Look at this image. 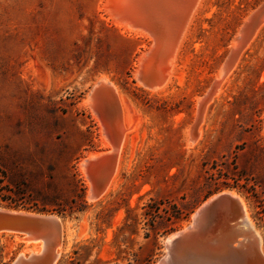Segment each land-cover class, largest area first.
Listing matches in <instances>:
<instances>
[{
	"label": "rangeland",
	"instance_id": "1",
	"mask_svg": "<svg viewBox=\"0 0 264 264\" xmlns=\"http://www.w3.org/2000/svg\"><path fill=\"white\" fill-rule=\"evenodd\" d=\"M112 1L0 0V195L16 201L0 206L69 224L56 264H157L166 239L225 191L244 198L264 243V23L225 80L217 77L264 0H204L159 93L137 77L153 42L115 25ZM104 76L119 119L124 103L134 116V141L119 154L117 188L90 201L81 163L109 150L85 101ZM26 248L3 235L0 264Z\"/></svg>",
	"mask_w": 264,
	"mask_h": 264
},
{
	"label": "bare ground",
	"instance_id": "2",
	"mask_svg": "<svg viewBox=\"0 0 264 264\" xmlns=\"http://www.w3.org/2000/svg\"><path fill=\"white\" fill-rule=\"evenodd\" d=\"M203 2L204 0H113L109 5L110 10L108 11H110V14L113 17L112 21L115 22V25H117L120 29H123V31H127V33L129 32V35L130 33L136 34L140 37H146L150 39L151 42H153L151 48H148L150 54L147 52L141 58V64L139 66L140 69L137 72L139 81L144 84L142 85L140 83L141 86H143V88H145L147 91L152 93L164 92L172 82L178 58L177 53L187 35L191 20L195 17L199 9H201ZM263 23L264 14L261 18L258 28L254 32L246 47L253 40ZM241 28L239 29L238 34L240 33ZM240 45V42L234 40L231 46L232 48H238ZM235 64L228 67L226 73L223 70L220 73L218 72V82L222 83L225 80L227 75L235 67ZM108 80L109 78L107 76L101 78L100 86L97 84L95 89L99 88V90H101L103 93L99 97L96 95V92L93 91L85 103L90 105L91 110H93L95 115L99 117L103 125V140L105 142V149L110 150L112 148V138L114 136L119 137L120 144L116 150V161L109 168L98 170L100 168L98 167L99 165L92 162L99 159L103 155L108 154V152L93 153L89 156V163H86L85 160L81 163V170L89 181L88 199L90 201L103 198L117 188L118 171L121 166L119 154L124 148L131 145V143H133L132 141H134L132 135L135 127V123L133 122L134 119L132 120L134 116L132 117L130 115L128 106L124 103L125 110L120 119L119 109H109L110 107H115L113 105H117V107H119V104L115 100V92L112 90L113 87ZM217 90H219V85L215 89V93ZM102 101L110 105L108 110L103 108L104 104ZM198 103L201 106L202 99H199ZM131 111L133 112L132 108ZM202 119L201 121H203ZM110 120L112 122H110ZM201 121L198 124L197 129L194 132L191 131L190 145L194 144L193 140L199 136ZM108 131L111 137L108 135ZM225 193L232 194L242 203L248 226L259 237L261 248L264 252L263 237L259 233L258 229H256L254 226L255 224L250 217L248 207L243 200L244 198L233 191H225ZM0 209L6 210L2 206H0ZM21 212L29 213L28 211L23 210H21ZM63 223L64 227L66 226V232H69V224L65 223V221H63ZM3 235H12L14 238H16V240L18 239L25 243L27 248L22 254H20L19 258L26 257L27 253H40L42 246L41 242L32 241L27 239V237H23L14 233H1L0 237ZM61 247L62 245L58 250L59 255L61 252Z\"/></svg>",
	"mask_w": 264,
	"mask_h": 264
},
{
	"label": "water",
	"instance_id": "3",
	"mask_svg": "<svg viewBox=\"0 0 264 264\" xmlns=\"http://www.w3.org/2000/svg\"><path fill=\"white\" fill-rule=\"evenodd\" d=\"M263 14L264 3L243 24L235 39L241 45L231 49L222 69L225 73L228 67L236 63L242 49L251 40ZM148 53L150 54L149 51ZM97 84L100 86V81ZM218 85L219 83L214 92ZM95 92L99 97L103 93L99 88ZM212 95L213 93H208L202 100L198 118L192 127L193 132L197 129L202 119V110ZM102 102L103 108L108 110L110 105ZM113 106L115 107L109 109H118L117 105ZM107 133L111 137L109 131ZM119 141V137L114 136L108 154L92 161L99 165L98 170L109 168L115 163ZM87 162L90 160L87 159ZM63 221L55 214L0 209V234H19L42 243L40 253H29L22 258L19 255L12 264H56L60 257L58 250L64 240ZM165 247L166 253L157 264H264L260 239L248 226L242 203L225 192L206 200L194 213L192 226L170 235L165 241Z\"/></svg>",
	"mask_w": 264,
	"mask_h": 264
},
{
	"label": "trees",
	"instance_id": "4",
	"mask_svg": "<svg viewBox=\"0 0 264 264\" xmlns=\"http://www.w3.org/2000/svg\"><path fill=\"white\" fill-rule=\"evenodd\" d=\"M0 198L2 201L12 200L13 202H16L15 199L10 197V195H0ZM261 206H262L261 210L258 211V218L260 221L264 222V205H261Z\"/></svg>",
	"mask_w": 264,
	"mask_h": 264
}]
</instances>
